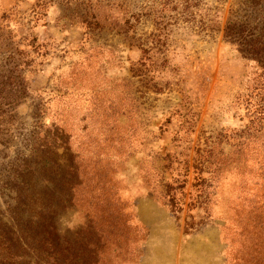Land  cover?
<instances>
[{
  "label": "rangeland",
  "instance_id": "1",
  "mask_svg": "<svg viewBox=\"0 0 264 264\" xmlns=\"http://www.w3.org/2000/svg\"><path fill=\"white\" fill-rule=\"evenodd\" d=\"M240 1L183 9L181 0H0V62L11 48L33 59L24 89L0 92L21 96L10 106L15 122L0 124V163L22 145L35 112L60 123L79 154L112 171L136 234L126 238L130 260L118 264H254L264 60L223 40ZM195 164L203 185H193ZM84 215L66 210L62 233L83 226Z\"/></svg>",
  "mask_w": 264,
  "mask_h": 264
},
{
  "label": "trees",
  "instance_id": "2",
  "mask_svg": "<svg viewBox=\"0 0 264 264\" xmlns=\"http://www.w3.org/2000/svg\"><path fill=\"white\" fill-rule=\"evenodd\" d=\"M181 1L183 9L193 2ZM171 3L172 0H167V4ZM157 37L155 40L159 39ZM222 37L245 57L264 60V0H241L230 12L222 28ZM32 45L35 49L39 47L38 43ZM143 53L149 59V49L143 48ZM21 54L17 48L3 52L0 92L6 87L16 92L24 89L22 71L33 59L26 60ZM145 64L144 60L139 63L143 67ZM136 70L141 71L138 67ZM20 99L18 94L8 97L0 94V124L15 122L10 106ZM39 112L41 114V110ZM40 114H33L35 120L28 133H23L22 145L16 147L14 155L4 153L6 158L0 163V194L5 196L3 207H0V264H118L129 261L127 234L133 239L136 234L117 198L112 171L96 166L97 160H88L84 153L79 154L62 125L56 121L46 125L38 118ZM259 132V129L254 131ZM210 153L205 151L204 160ZM193 167V185H203L202 167L199 164ZM169 187L168 201L174 210L178 201L170 192L173 187ZM77 207L84 211L85 224L72 232L62 233L60 216ZM250 222L258 233L255 240L259 242L252 261L264 264L261 240L264 217L256 213Z\"/></svg>",
  "mask_w": 264,
  "mask_h": 264
}]
</instances>
